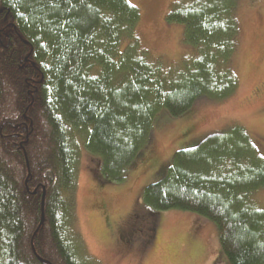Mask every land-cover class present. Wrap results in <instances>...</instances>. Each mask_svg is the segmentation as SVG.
<instances>
[{"label":"trees","instance_id":"16d2710c","mask_svg":"<svg viewBox=\"0 0 264 264\" xmlns=\"http://www.w3.org/2000/svg\"><path fill=\"white\" fill-rule=\"evenodd\" d=\"M237 1L173 3L166 21L194 55L171 64L142 48L127 0H0V264H88L74 230L78 142L121 183L159 112L231 98ZM262 188L264 158L234 126L176 152L141 202L215 224L228 264H264L251 198Z\"/></svg>","mask_w":264,"mask_h":264},{"label":"rangeland","instance_id":"374dc122","mask_svg":"<svg viewBox=\"0 0 264 264\" xmlns=\"http://www.w3.org/2000/svg\"><path fill=\"white\" fill-rule=\"evenodd\" d=\"M176 1L127 0L140 13L137 36L142 48L171 64L194 55L183 43V26L166 21ZM235 14L239 37L233 68L239 84L231 98L199 101L179 117L159 112L148 144L121 183L104 181L99 160L78 142L74 230L88 264H228L215 224L189 212L150 211L141 195L169 168L176 152L234 126L244 129L264 158V0H238ZM251 198L264 210V188Z\"/></svg>","mask_w":264,"mask_h":264}]
</instances>
